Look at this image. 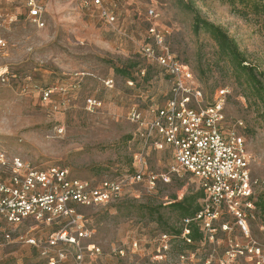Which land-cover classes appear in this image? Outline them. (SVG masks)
<instances>
[{
  "label": "rangeland",
  "instance_id": "374dc122",
  "mask_svg": "<svg viewBox=\"0 0 264 264\" xmlns=\"http://www.w3.org/2000/svg\"><path fill=\"white\" fill-rule=\"evenodd\" d=\"M103 2L115 12L113 24L101 17L98 6L84 0H53L47 4L45 26L39 28L28 18L23 0H0L4 13L0 33L8 43L0 51V74L6 72L8 78L0 85V148L38 167L67 168L81 180L123 178L134 170L170 177L169 183L159 182L154 189L143 182L129 183L118 201L80 208L92 233L82 244H94L102 252L96 258L86 257L84 264H258L264 259V223L257 208L248 217V232L228 215L218 221L212 237L195 247L173 239L169 250L160 249L159 234L171 226L181 227L170 203L199 188L194 178L178 169L167 148L157 151L152 144L141 164L134 159V154L143 151V143L128 113L139 108L147 114L149 107L162 106L170 90L162 69L141 54L153 24L165 34L172 52L196 74L205 72L201 86L206 103L217 90H229L225 113L229 124L243 122L240 132L253 157L255 197H264V109L246 97L234 74L224 62L219 63L209 34L194 32L193 13L187 5L226 31L249 62L263 72L264 16L223 0ZM150 9L156 19H150ZM125 67L132 69L136 81L118 73L117 69ZM110 78L112 88L105 85ZM49 86L62 87L65 92L57 91L45 102L43 89ZM92 97L103 103L101 108L88 110ZM148 208H157L159 216ZM32 226V235L43 242L55 230L27 221L17 231L25 234ZM133 242L139 243L138 249ZM0 264L47 262L37 248L14 243L0 252Z\"/></svg>",
  "mask_w": 264,
  "mask_h": 264
},
{
  "label": "built area",
  "instance_id": "2783aa9c",
  "mask_svg": "<svg viewBox=\"0 0 264 264\" xmlns=\"http://www.w3.org/2000/svg\"><path fill=\"white\" fill-rule=\"evenodd\" d=\"M23 1L28 18L43 28L47 4L53 0ZM84 2L98 6L107 23L116 21L115 12L106 8L103 0ZM3 15L0 7V18ZM149 17L156 19L158 16L150 9ZM9 18L12 22L16 16ZM147 40L141 54L162 69L170 90L164 104L149 107L147 114L139 108L129 111L128 119L137 125L138 137L143 143V151L134 154V159L141 164L143 154L152 144L157 151L167 148L178 169L191 175L203 190L200 211L193 218L183 220L182 237L186 243H192L191 224H196L205 237H212L217 230L216 224L224 215L233 216L239 227L248 232V217L256 210V182L251 171L253 157L240 132L243 122L229 124L225 113L229 90H217L206 103L207 97L198 77L188 63L170 50L165 34L152 24L147 30ZM7 46V40L0 33V51ZM140 72L145 75L146 71L141 69ZM7 81L6 72L0 74V85ZM105 85L112 88L114 80L106 79ZM57 91L65 92L59 86L43 89V101L49 102ZM102 104L95 97L87 101L90 111L101 108ZM141 182L154 189L159 182L169 183L170 177L134 170L123 178L101 182L81 180L74 178L67 168L38 167L0 148V252L14 243H23L37 248L47 264H84L86 257L96 258L102 252L94 244H82L92 233L80 208L116 202L129 183ZM27 221L44 229L55 228L54 233L44 242L32 235L33 226L25 234L19 233L18 228ZM171 240V235L162 234L160 249L169 250ZM133 247L138 249L139 243L133 242ZM257 263L264 264V259Z\"/></svg>",
  "mask_w": 264,
  "mask_h": 264
},
{
  "label": "trees",
  "instance_id": "16d2710c",
  "mask_svg": "<svg viewBox=\"0 0 264 264\" xmlns=\"http://www.w3.org/2000/svg\"><path fill=\"white\" fill-rule=\"evenodd\" d=\"M230 3L233 7L236 5L244 6L249 9L254 15L264 16V0H223ZM187 5V4H186ZM187 9L193 13L194 23L193 30L196 34H200L205 31L217 47L218 61L224 62L228 71L234 74L237 84H239L242 91L245 93L248 99L255 100V103L262 106L264 109V72L259 70L258 66L249 62L246 54L241 50L239 44L224 31L221 27L215 25L212 22L204 19L201 14L192 6L187 5ZM218 61L216 65H219ZM141 68L137 71L140 72ZM125 79L136 81L134 72L129 67L117 69ZM137 72V73H138ZM196 74V73H195ZM146 75V74H145ZM200 75V76H199ZM205 75L204 71H200V74H196L200 83L201 79ZM203 80V79H202ZM213 96V95H212ZM264 116V112H263ZM191 176V175H190ZM204 199V192L199 189L197 192L186 194L182 199H175L170 203L169 208L174 210L181 219V227L176 228L171 226L166 233L172 236L173 239H181L185 247H195V244L202 242L205 239L204 233L196 224H191L190 238L192 243L188 244L182 237L183 233V220L187 218H193L201 209V201ZM256 208L259 210L264 223V197H258L255 202ZM152 215L159 216L157 208H148ZM228 216V215H224ZM222 216L221 218H223ZM220 218V219H221ZM220 221V220H219ZM184 256V255H182Z\"/></svg>",
  "mask_w": 264,
  "mask_h": 264
}]
</instances>
